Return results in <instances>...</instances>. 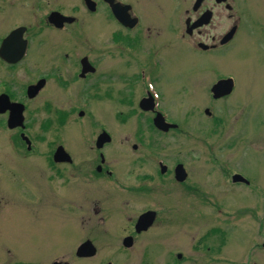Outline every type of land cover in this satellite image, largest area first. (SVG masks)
I'll return each mask as SVG.
<instances>
[{"label":"rangeland","instance_id":"obj_1","mask_svg":"<svg viewBox=\"0 0 264 264\" xmlns=\"http://www.w3.org/2000/svg\"><path fill=\"white\" fill-rule=\"evenodd\" d=\"M194 1L173 0L176 23L184 21L183 11ZM43 2L45 11L34 10L28 0L0 1V5L16 10L6 13L4 16L8 19L0 21V35L15 17L16 24L30 27L32 47L39 48L38 41L50 36L52 31L45 29L38 33V30L45 26L43 20L47 11L57 7L63 14L77 19L78 25L61 32L66 37L74 32L71 43L75 52L92 58L100 73L114 69L119 74L122 51L111 40L109 43L116 27L106 24L109 20L102 8L90 14L83 0ZM168 2L159 0L158 4L166 6ZM228 3L233 7L231 13L240 17V33L227 47L219 49V54V51H191L186 56L184 51H175V78H171L170 88L158 90L157 98L159 112L167 121L178 125V129L169 134L156 132L150 126L153 114L139 108L142 94L131 80L128 83L133 82L134 89L125 105L117 102L124 90L119 78L112 80L110 101L97 98L106 89L103 85L90 94L95 100L88 98L87 104L81 101L82 94H70L72 101H67L63 93L50 85L41 98L29 103L25 132L35 140L36 150L64 145L77 161H85L90 155L87 149L93 145L95 150L91 141L104 128L111 143L100 153L115 176L109 182L127 185L140 182V192L130 190L124 194V191L108 193L105 190L103 196L119 200L104 204L109 215L103 223L66 217L58 222L53 220L57 217L51 212H47L52 214L51 219L45 220L24 221L14 217L17 221L13 222L11 232L9 227L3 231L0 226V246L5 248L0 252V264H264V0H228ZM222 14L228 15L224 11ZM101 19L107 22L98 23ZM160 25L154 36L166 37L168 31ZM230 25L231 21L223 18L207 31L214 36L222 35ZM177 26V33H183L184 29ZM52 36L57 37L54 33ZM43 52L46 46L37 53L41 56ZM38 54L30 58L38 59ZM108 61L110 65L106 67ZM15 75H24L21 67ZM227 77L233 78L235 83L231 95L224 99L212 98L211 86ZM154 91L151 89L152 93ZM45 101L53 106L44 109ZM206 110L210 116L205 114ZM68 111L70 122L62 130L57 126L55 112ZM79 111L85 112L82 118L78 117ZM122 118L125 121H121ZM0 119V170L9 174L7 180L5 173L1 174L0 185L4 180L13 182L9 187H0V197L10 202L11 196H19L9 188L16 189L19 182L38 181L44 162L42 158L19 162L12 157L13 147L9 142L15 131L7 129L5 117ZM45 122L49 124L42 131ZM38 135H43V142L34 138ZM134 145L136 150L132 149ZM158 160L164 161L163 165L169 170L182 165L187 178L175 182L171 175L161 176ZM46 172V176L51 173ZM235 174H240L249 185L233 183L230 178ZM94 189L106 188L96 186ZM125 200L129 205H120ZM16 209H20L19 206ZM146 210L157 212V220L145 234L135 237L133 248L123 250L125 232ZM18 221H24L28 227ZM8 223L0 221L3 226ZM87 240L96 248V254L76 257L77 248Z\"/></svg>","mask_w":264,"mask_h":264},{"label":"flooded vegetation","instance_id":"obj_2","mask_svg":"<svg viewBox=\"0 0 264 264\" xmlns=\"http://www.w3.org/2000/svg\"><path fill=\"white\" fill-rule=\"evenodd\" d=\"M158 1L159 0H113L110 2L108 0L106 2V0H88V2H93V10L91 11L86 6L87 0H83L84 7L90 12V14H96L101 8L103 9L109 23H106L107 21L104 22L102 19L99 20L98 23L104 22L107 25L116 27V30L110 34L109 43L111 40V42L118 45L122 51L121 56L123 60L119 74L118 71L114 69L112 72L109 70L106 71V73H100L98 66L92 58H89L86 55H78L75 52V46L71 43V39L74 40L72 37L75 35L74 32L68 37L64 35V32L63 34L61 32L65 31L67 27L78 25L77 19L71 15L63 14L60 12V8L57 7L47 11L46 18L43 20L45 26L44 28L40 27L38 30V33H42L45 29L52 31L50 36L48 34L45 39L38 41L39 48L37 45L32 47L33 38L30 33V27L25 24H16L15 17L14 22H11L8 29L0 35L1 49L2 42L12 32L18 29L22 30L18 45L12 46L9 51L11 58L8 57L9 54H0V110L6 108L9 104H21L23 106V127L13 128L14 130L12 131H15V133L12 135L9 142L10 146L13 147L11 155L14 158H18L17 160L19 162H26L32 158H42L44 162V166L42 167L43 171L40 170L38 172V181L33 183H29V181L19 182V186H15L16 189L13 187L9 188L11 192L18 193L19 197H14V195L11 196L9 198L10 202H5L3 197H0V218L2 217L0 221H9L6 226L0 224V226L3 227V231H6L8 227L9 232L12 231V224L14 221H17L13 219L14 217H19L24 221L31 220L32 218L36 220L51 219L52 214L47 212L53 213L57 217V219L53 220H58V222L63 220L60 219L61 217H66L67 219L73 220H79L81 218L83 221L95 219L103 223L107 220V216L109 215V210L107 207H104V204L107 202L114 204V201L119 200L103 196L102 194L106 193L104 192L105 190H108V193H111V190L124 191V194H127L130 190L131 192H140V182L135 185H127L117 181L114 183L109 182V180L113 179L115 176L109 167L106 166V160L104 155L100 153V150L106 145H109L111 141L109 144H104L101 149L96 148L98 136L103 133L109 135L104 128L101 129V132L96 136V139L91 141V144H94L95 150L93 149V145H91L89 149H87V153L90 154L88 159L79 162L71 151L66 150L64 145V147L58 145L55 149L50 147L49 150H36L35 140L25 132L28 129L26 115L30 113L29 103L37 98H41L40 96L44 94L45 90L50 85L54 86L60 94L63 93L67 101H72L69 96L70 94H82L83 99L81 101L87 104L86 99L89 98L95 100V96H90V94L93 93L94 90H99L101 85L105 86L106 89L103 91L102 95L97 96V98H99V100L104 99L103 101H110L113 98L111 89L112 80L114 78H119L121 83L124 84V90L121 91V97L117 99V102L120 105H125V103H127L128 97H130V93L134 89L133 82L131 84L128 82L130 80L134 81L135 86L139 87V91L142 94L138 106L142 101L147 99L150 100L154 107V112H151L154 118L156 112H158V90H160L161 87L170 88L173 83L170 82V80L171 78H175V51H184L186 56L187 52L191 51H197L199 53L218 52L219 49L227 47L235 39L237 34L240 33V17H235L231 13L233 7L230 6L228 0L225 2H220V0H200L198 5L196 4L197 0H195L192 6L190 5L184 9L183 14L185 15V18L184 21L180 23L175 22L174 11L176 8L172 6L173 0H169L166 6L164 4H158ZM164 1L165 0H163V2ZM28 2L31 4V8L36 11H40L41 9L44 10L46 7L43 6V0H33V2L28 0ZM115 4H119L122 9V23H120L113 14L112 6ZM11 7L12 6L0 5V21L8 19L4 16L6 13L10 11L13 13L16 12L14 7ZM222 11L228 13V15L223 16ZM51 14H60L63 18L72 19V21L64 22L60 27H56L49 21ZM223 18L231 21L230 29L222 35H211L207 29L214 28V23L216 21L220 24ZM93 22H96L95 19ZM158 24L164 25L165 27L163 28L167 29L168 32L165 33L167 35L166 37L160 38L154 36V33L156 32L155 30L159 27ZM178 24L184 29L183 33H177ZM262 26L263 23L260 22V27ZM109 28L110 27H108V29ZM232 29H234L232 38L228 42L222 44L221 42L224 37L228 35ZM53 33L56 34L57 37H53ZM169 35H172V37H168ZM173 35H178V38H174ZM50 37L53 40L49 39ZM44 46H46V52L41 53L40 56V53L38 54L37 52L44 49ZM18 50H22V56L20 59L15 62H9L7 59H15ZM220 52L221 50L218 54ZM34 54H38L39 58H30V56ZM109 65L110 62L108 61L106 67H109ZM19 67H21L24 75H15V72ZM24 77L26 80H24ZM228 78L231 77L223 79ZM231 79L233 80V78ZM219 80L221 79H218V81ZM40 82H42L41 88L38 90L37 94L32 98H29L27 94L28 88L35 87ZM206 88L207 86L205 89ZM151 89H155V91L152 93ZM75 104L79 103L77 102ZM52 106L53 105L48 101L43 103L44 109L51 108ZM8 112L9 111L0 113V117H5V123H7ZM84 113V111H79L78 117L82 118ZM55 114L57 115V126L59 128L62 129V127H65L68 122H70V111L67 113L55 112ZM208 115L210 116V113ZM121 121H125V119L122 118ZM165 121L167 124H173L167 121L166 118ZM1 124L2 119H0V125ZM48 124L49 123L45 122L42 125L41 130H45L44 126H47ZM150 126L154 131L165 135L173 130V128H169L166 132L158 130L153 125V119ZM22 136L29 140V149ZM34 138L39 142L44 141L43 135H38ZM58 148H62L68 155V158L58 161L54 160V155ZM136 148V145L132 147L133 150H136ZM163 162L164 161H157L159 166L157 168L158 172L161 176L171 175L172 179L175 182H178L174 175L175 167L169 170L166 165H163ZM162 167L164 168V171L161 170ZM15 169H17V167ZM47 170L51 172L49 176L45 175L47 174ZM15 172L19 174V171ZM16 173L15 175L13 174L14 177L16 176ZM1 174L5 175L6 180L9 178V174L6 171L1 173L0 170V177ZM232 177L233 175L230 178L231 181ZM6 180H4V184L0 185V187L7 185L9 187V185L13 183ZM100 183H110L114 186L113 188H109ZM47 184L49 185L46 186ZM96 186L106 189H94ZM67 187H71L70 190H66ZM120 205L128 206L129 204L128 201L125 200L120 202ZM16 206H19L20 209H16ZM69 208L72 212L68 210ZM146 212L150 211L146 210L144 213ZM153 213L155 214V222L158 218V213L155 211H153ZM123 214L127 215L126 213ZM142 214L137 217L136 221L128 228V231L125 232L124 238L130 237L132 244L130 247H125L122 243L123 250L125 251L133 248L135 237L145 234L153 226L152 224L146 231H136V222ZM25 217L28 219L25 220ZM129 219L131 218L128 217V220ZM24 221L18 222L26 228L28 226L23 224ZM56 228H59L58 225ZM58 231L61 232L62 229L59 228ZM124 238L122 239V242ZM1 249H5L4 246H0V252ZM29 264H35V262H30Z\"/></svg>","mask_w":264,"mask_h":264},{"label":"water","instance_id":"obj_3","mask_svg":"<svg viewBox=\"0 0 264 264\" xmlns=\"http://www.w3.org/2000/svg\"><path fill=\"white\" fill-rule=\"evenodd\" d=\"M107 1L108 0H106V2ZM109 1L112 2L113 0H109ZM199 1L200 0H197V3H196L197 5L199 4ZM221 1L225 2L226 0H220V2ZM86 6L91 11L93 10V3L88 2V0L86 3ZM112 11H113L114 16L117 18V20L120 23H122V19H121L122 9L120 8V5L119 4L113 5ZM49 21L52 25H54L56 27H60L62 25V23L70 22V21H72V19L63 18L59 14H51V16L49 17ZM21 33H22L21 29H18V30H15L14 32H12L2 42L0 54H3V53L9 54L8 57L11 58L9 51H10L12 46L18 45V42L20 41V38H21ZM233 33H234V29H232L230 31V33L224 37V39L221 43L224 44V43L228 42L232 38ZM21 56H22V50H18L16 52L15 59H11V60L7 59V60H9V62H15L16 60L20 59ZM41 83L42 82H40L35 87L28 88L27 94H28L29 98H32L33 96H35L37 94L38 90L41 88ZM232 88H233L232 80H230V79L229 80H221V81L217 82L212 87L211 93H212L214 99H218V98H222L224 96L229 95L232 91ZM140 108L143 111H152V106H151L150 100L142 101L140 103ZM5 111H9V116H8V120H7L8 128L13 129V128H17V127H22L23 107L21 105L9 104L6 108L1 109L0 113H4ZM205 113L207 115L209 114V112L207 110L205 111ZM153 124L158 130L163 131V132H166L169 128L175 127L173 125H167L166 123H164V120L160 114L156 115V117L153 120ZM22 138L27 143L28 149H29L30 148L29 141L24 136H22ZM109 141H110V139L105 134L100 135L97 139V142H96V148L101 149L103 147V145L106 143H109ZM64 158H68V156L65 154V152L63 151L62 148H58L55 152L54 160L58 161V160H62ZM163 170L164 169H162V171ZM185 178H186V175H185V171H184L183 167L181 165L176 166V168H175V179H176V181L183 182ZM232 182L233 183L242 182V183L247 184V181L245 179H243L240 175H234L232 177ZM154 218H155V214L153 212H147V213L141 215L138 218L137 223H136V231L137 232L146 231L152 225ZM123 245L125 247H130L132 245L131 244V238H125L123 241ZM95 253H96V251H95L94 247L92 246V244L89 241H87V242L83 243L82 245H80V247L77 249L76 257H79V258L93 257L95 255Z\"/></svg>","mask_w":264,"mask_h":264}]
</instances>
